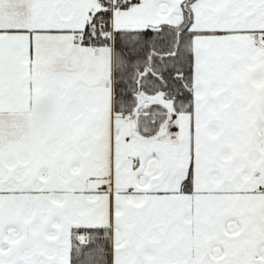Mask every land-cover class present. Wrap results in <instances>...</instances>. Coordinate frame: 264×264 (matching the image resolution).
I'll return each instance as SVG.
<instances>
[{"label": "snow or ice", "instance_id": "6c2138e0", "mask_svg": "<svg viewBox=\"0 0 264 264\" xmlns=\"http://www.w3.org/2000/svg\"><path fill=\"white\" fill-rule=\"evenodd\" d=\"M0 264H264V0H0Z\"/></svg>", "mask_w": 264, "mask_h": 264}]
</instances>
